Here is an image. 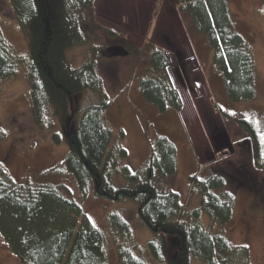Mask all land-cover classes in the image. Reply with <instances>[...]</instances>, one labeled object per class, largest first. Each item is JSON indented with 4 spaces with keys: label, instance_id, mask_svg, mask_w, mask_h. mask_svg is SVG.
I'll return each mask as SVG.
<instances>
[{
    "label": "trees",
    "instance_id": "16d2710c",
    "mask_svg": "<svg viewBox=\"0 0 264 264\" xmlns=\"http://www.w3.org/2000/svg\"><path fill=\"white\" fill-rule=\"evenodd\" d=\"M8 2L29 50L26 79L33 123L48 129L54 117L63 122L72 97L80 92H95L99 99L83 109L76 130L70 129L67 119L63 132L52 134L55 143L65 141L68 145L65 158L53 169L72 177L82 199L95 182L97 196L133 200L137 218L152 233L148 248L155 264H190L192 258L200 264H249L245 246H233L221 231L204 228L200 217L206 214L219 228L228 225L234 198L226 184L235 179L239 186L252 187L257 175L251 168L226 163L207 176L193 175L189 193L197 190L200 201L197 208L186 211L179 194L166 185L177 172L176 148L166 135H157L150 143V155L142 169L121 167L127 151L104 124L103 112L110 102L95 68V53L79 68H73L66 55L68 48L83 42L81 27L95 0ZM177 4L178 11L190 17L193 30L212 49L213 66L227 99L234 103L252 100L253 53L247 40L234 30L227 0H178ZM146 55L148 71L138 80L139 93L159 113H180L183 102L169 76L166 51L149 42ZM18 60L0 28V85L16 75ZM240 123L252 138L256 156L258 141L251 124L244 119ZM5 136L0 128V141ZM116 176L125 184H116ZM108 223L121 237L130 235V227L119 213H111ZM0 236L22 264H108L103 231L82 213L68 190L34 179L19 181L2 162ZM116 256L119 264H149L122 244L116 247Z\"/></svg>",
    "mask_w": 264,
    "mask_h": 264
},
{
    "label": "rangeland",
    "instance_id": "374dc122",
    "mask_svg": "<svg viewBox=\"0 0 264 264\" xmlns=\"http://www.w3.org/2000/svg\"><path fill=\"white\" fill-rule=\"evenodd\" d=\"M177 2L95 0L81 27L83 42L68 48L67 59L73 68H79L95 53V68L110 102L103 112L104 124L114 141L127 151L121 167L142 169L150 155V143L157 135H166L172 141L177 172L166 180V185L179 194L186 211L197 208L200 201L197 190L189 193L193 175L207 176L214 169L224 168L226 163L247 164L251 168L257 175L252 187L239 186L235 179L226 184L234 198L230 223L219 228L204 213L200 223L213 233L221 231L233 246H245L249 264H264V2L227 0L234 30L247 40L254 60L255 95L252 100L240 103L227 99L221 77L213 66L212 49L193 30L190 17L178 11ZM0 28L19 59L16 75L0 85V128L6 134L0 141V162L19 181L34 179L68 190L82 213L103 231L108 264H119L118 244L155 264L148 248L152 233L137 218L133 200L111 201L97 196L95 182L88 186L82 199L72 177L53 169L65 158L68 145L65 141L55 143L52 134L62 133L67 119L70 129L76 130L83 109L99 102L95 92L86 90L72 97L63 122L54 117L50 128L36 126L31 117L26 79L29 50L8 0H0ZM149 42L168 55V73L183 102L180 113H159L138 91V80L148 71ZM110 46L125 47L128 55L111 57L105 53ZM241 119L251 124L254 131L258 141L256 156L252 138L241 125ZM115 180L116 184H125L121 176ZM111 213H119L128 223L127 238L109 225ZM0 264H22L1 236ZM190 264L200 263L192 258Z\"/></svg>",
    "mask_w": 264,
    "mask_h": 264
},
{
    "label": "water",
    "instance_id": "95a60500",
    "mask_svg": "<svg viewBox=\"0 0 264 264\" xmlns=\"http://www.w3.org/2000/svg\"><path fill=\"white\" fill-rule=\"evenodd\" d=\"M105 53L111 57H126L128 55V51L122 46H110L105 49Z\"/></svg>",
    "mask_w": 264,
    "mask_h": 264
},
{
    "label": "crops",
    "instance_id": "0c3cea01",
    "mask_svg": "<svg viewBox=\"0 0 264 264\" xmlns=\"http://www.w3.org/2000/svg\"><path fill=\"white\" fill-rule=\"evenodd\" d=\"M176 13H178V11H176L175 14H176ZM176 16H178V14H176ZM176 16H175V17H176ZM176 18L178 19V17H176ZM203 39H204V38H203ZM204 41H205V43H206V40H205V39H204ZM205 45H207V43H206Z\"/></svg>",
    "mask_w": 264,
    "mask_h": 264
},
{
    "label": "flooded vegetation",
    "instance_id": "af4514ba",
    "mask_svg": "<svg viewBox=\"0 0 264 264\" xmlns=\"http://www.w3.org/2000/svg\"><path fill=\"white\" fill-rule=\"evenodd\" d=\"M125 48V47H124ZM126 49V48H125Z\"/></svg>",
    "mask_w": 264,
    "mask_h": 264
}]
</instances>
